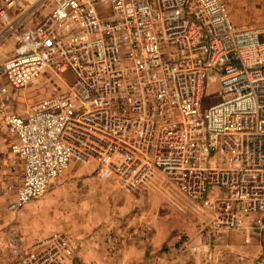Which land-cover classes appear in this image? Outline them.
I'll use <instances>...</instances> for the list:
<instances>
[{
    "label": "built area",
    "instance_id": "obj_1",
    "mask_svg": "<svg viewBox=\"0 0 264 264\" xmlns=\"http://www.w3.org/2000/svg\"><path fill=\"white\" fill-rule=\"evenodd\" d=\"M0 46V131L21 168L3 214L98 163L122 189H175L208 211L206 236L264 248V24L236 25L224 0H0ZM46 73L64 90L16 112L13 91ZM0 238V264H71L78 248Z\"/></svg>",
    "mask_w": 264,
    "mask_h": 264
},
{
    "label": "rangeland",
    "instance_id": "obj_2",
    "mask_svg": "<svg viewBox=\"0 0 264 264\" xmlns=\"http://www.w3.org/2000/svg\"><path fill=\"white\" fill-rule=\"evenodd\" d=\"M230 7L236 25L264 24V0H239L231 2ZM10 49V46H0V60L11 55ZM67 78L70 80L72 74L68 73ZM64 88V82L55 75L43 74L37 82L13 91L19 95L18 100H14V110L23 113L36 101L57 94ZM212 89L211 84L209 92ZM218 100L216 95L211 94L205 99L206 106ZM9 147L10 142L6 141L1 148L2 152H7V156L0 159V179L16 186L20 181L21 168L18 160L9 154ZM93 164L98 165V172L95 169V172H89ZM83 166L86 172L76 173ZM65 172H68L67 175ZM65 172L51 183L44 195L8 215V229L22 238L24 248H29L40 236L54 233L72 235V239L78 242V248L71 264H119L111 261L114 252L111 242L121 241L120 245H124L129 240L132 242L130 244L139 246L141 252L131 261L123 260L121 264L149 261L150 264H158L161 261L159 251L169 252L178 239L193 235L201 223L205 227L203 220L210 217L208 211H202L196 203L175 189L143 188L134 192L122 189L98 163H73ZM5 200V196L0 195V202ZM147 226L155 231L167 232V241L147 245ZM122 256L117 255L114 260Z\"/></svg>",
    "mask_w": 264,
    "mask_h": 264
},
{
    "label": "crops",
    "instance_id": "obj_3",
    "mask_svg": "<svg viewBox=\"0 0 264 264\" xmlns=\"http://www.w3.org/2000/svg\"><path fill=\"white\" fill-rule=\"evenodd\" d=\"M236 1L239 0H227L226 2L229 3L228 6L230 7V3H234ZM230 8V11L234 13V9L232 7ZM13 98L14 99L12 100L11 105L14 109V100L16 101L19 98L17 92L13 94ZM6 141L10 142L9 134L7 132V129L3 128L0 131V159H2L1 157L3 156H7V152L1 151L3 143L6 144ZM8 152L10 155H13L10 152V147ZM14 157L17 159L16 156ZM97 167L98 165L93 164V166L89 168V172H91V170L94 171V169L95 171H97ZM85 168V166L78 168L76 173L86 172ZM1 171L2 170L0 167V172ZM67 173L65 172V175H67ZM66 177L67 176H65L64 178ZM56 184L59 185V181H57ZM8 185L9 183H6L5 180H2L0 182L1 196H5L4 191ZM5 211V202H0V237L6 236L8 231L12 230L8 229L9 226L7 225V217L8 215H10V212H6L4 216L3 213ZM203 222H206L207 225L208 218L207 220H203ZM203 228L204 223H201V226L197 228L193 235L183 236L178 239V241H176L175 244L170 247L169 252L164 251L162 253V251H159V257L161 261H159L158 264H261L260 261L264 255V248L262 246L260 238L256 234H238L236 232H231L228 234H222L220 236H213L212 234L210 236H206ZM146 233L148 235H145V238L147 239L145 242H147V245L152 244V242L156 244H163L168 239L167 232L155 231L152 229V227L147 226ZM69 236L71 238H74L72 235ZM110 239H112V236ZM155 239L156 241L157 239H159V242H156ZM120 243L121 241L115 243H113V241L111 242L112 249H114V252L112 253L113 257L111 258L112 262H119V264H121L123 260L131 261L135 255L140 254L141 252V249L138 248L139 246L130 244L132 242H130L129 240L125 241L124 245H120ZM144 250L146 251L148 249ZM117 255L123 256L118 260H114ZM143 264H150V261Z\"/></svg>",
    "mask_w": 264,
    "mask_h": 264
}]
</instances>
